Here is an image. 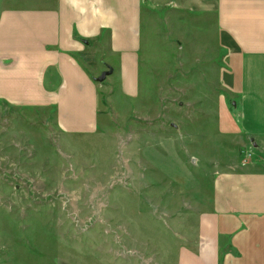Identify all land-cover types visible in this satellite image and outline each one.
<instances>
[{"label": "rangeland", "instance_id": "obj_1", "mask_svg": "<svg viewBox=\"0 0 264 264\" xmlns=\"http://www.w3.org/2000/svg\"><path fill=\"white\" fill-rule=\"evenodd\" d=\"M178 22L165 35L171 67L154 72L152 110L119 117L115 74L96 82L100 118L106 111L112 124L94 133H66L53 110L0 100V264L178 263L186 234L197 235L194 214L184 215L201 198L197 178L214 175L213 159L235 138L218 132L216 108L227 93L214 19ZM160 40L150 48L159 54L154 65L166 60ZM152 56L143 55L140 100Z\"/></svg>", "mask_w": 264, "mask_h": 264}, {"label": "crops", "instance_id": "obj_2", "mask_svg": "<svg viewBox=\"0 0 264 264\" xmlns=\"http://www.w3.org/2000/svg\"><path fill=\"white\" fill-rule=\"evenodd\" d=\"M185 16L214 19L227 93L216 108L218 132L235 138L213 159L214 175L197 178L192 190L201 198L184 213L194 214L197 235L186 234L177 264H264V0H1L0 100L53 110L66 133H94L112 124L106 111L100 118L96 83L111 66L117 115L152 110L154 72L173 58L165 35ZM157 36L166 60L154 65ZM149 54L156 58L146 59L149 90L140 100Z\"/></svg>", "mask_w": 264, "mask_h": 264}, {"label": "water", "instance_id": "obj_3", "mask_svg": "<svg viewBox=\"0 0 264 264\" xmlns=\"http://www.w3.org/2000/svg\"><path fill=\"white\" fill-rule=\"evenodd\" d=\"M113 72V68L111 66H109L108 69H106L105 71H103L98 77H96V80L99 82H102L106 79V77L108 75H110Z\"/></svg>", "mask_w": 264, "mask_h": 264}]
</instances>
